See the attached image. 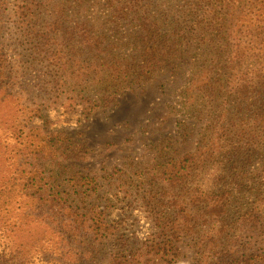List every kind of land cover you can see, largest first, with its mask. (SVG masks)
Instances as JSON below:
<instances>
[{"label":"rangeland","instance_id":"rangeland-1","mask_svg":"<svg viewBox=\"0 0 264 264\" xmlns=\"http://www.w3.org/2000/svg\"><path fill=\"white\" fill-rule=\"evenodd\" d=\"M112 1L73 0L65 21L69 26L94 24L109 34L114 32L119 17L124 18L122 29L131 25L135 10L126 3L112 5ZM18 2L0 4V185L21 164L28 167L39 163L50 181L47 196L60 206L42 210L40 219L20 221L15 226L6 225L10 218L5 209H0L2 234L23 245L32 243L28 247L31 251L45 246L53 252L38 264H114L118 256L125 255L137 257L141 264L210 262L201 232L181 234L172 230V219L179 212L174 202L176 198L190 199L197 186L218 190V177L224 172L213 162L178 187L161 178L167 163L197 150L201 135L224 112L225 106L217 104L222 94L213 97L207 91L202 93L201 109L191 106L187 96L186 87L203 55L196 57V49L184 44L178 57L173 58L178 63L175 68H164L151 77L133 72L119 88H107L97 81L78 85L75 80L90 63L81 62L84 68L73 64L66 41H62L70 38L68 34L55 35L61 40L58 46L45 42L52 20L48 12L38 10L36 19L29 16L21 22L15 12ZM55 55L69 60L64 72ZM69 67L71 78L64 74ZM262 67L264 53L235 65L234 71L225 75L230 82L229 94L237 96V88L244 84L264 88V78L261 83L257 76ZM244 73H249V79L243 77ZM260 75H264V69ZM253 88L239 93L248 103L254 100L237 122L248 138L237 140L235 151L227 144L220 157L226 164L229 189L234 190L230 195H234L230 222L251 208L261 214V234L252 236L253 232L243 234L236 229L223 235V241L235 246L238 260L251 246L264 244V201L259 194L264 192V184L260 186L264 153L253 151L254 135L248 133L257 125L249 115L256 101L260 104L264 99V90L259 93ZM32 127H39L45 134L62 135V146L39 160L20 154L21 135ZM262 128L264 132L263 123ZM219 144L217 139L211 143L213 148ZM94 209L105 214L109 230L103 236L69 231L70 223L87 221ZM62 217L63 225L58 221Z\"/></svg>","mask_w":264,"mask_h":264},{"label":"trees","instance_id":"trees-1","mask_svg":"<svg viewBox=\"0 0 264 264\" xmlns=\"http://www.w3.org/2000/svg\"><path fill=\"white\" fill-rule=\"evenodd\" d=\"M5 3L7 0H0V4ZM72 3L73 0H19L15 12L23 23L29 16L36 19L35 12L38 10L51 14L52 20L44 35L48 44L53 42L58 46L61 43L55 37L57 34L70 36L68 40L62 41H66L65 46L73 64L78 63L84 68L81 62L90 63L89 68L80 72L75 84L97 81L107 88H119L124 80L129 81L127 77L133 72L151 77L164 68H175L178 63L173 58L178 57L184 44L196 49V57L203 55L202 63L197 65L200 67L186 87L187 96L191 106L201 109L204 105L200 98L202 93L207 91L213 97L222 94V99L217 104L225 106L224 112L201 135L197 150L167 163L161 171V178L167 184L178 187L195 176L205 165L213 162L224 173L218 177L221 184L218 190L206 191L197 186L190 199L176 198L174 204L179 212L172 219V230L181 234L201 232V241L210 252L206 259H210V262L207 264H264V244L251 246L249 252H244L243 258L238 260L235 246L230 241H223L224 234L230 235L236 229L243 234L253 232L252 236L261 234L262 231L261 214L256 208H251L244 216L230 222V203L234 196L230 195L234 190L229 189L230 181L225 176L224 157L220 160L227 144L235 151L237 140L248 138L244 129L239 130L237 122L244 115L242 111L246 105L254 100L248 103L239 93L253 88L255 84H244L237 88V96L232 92L230 95L227 90L230 82L225 75L234 71L235 65L244 64L254 56L259 58L264 53V0H113L112 5L126 3L135 11L131 25L122 29L124 18L119 17L114 32L110 34L104 29L95 28L94 24L69 26L65 20ZM71 40L74 42L70 43ZM82 55L84 59L81 58ZM54 60L63 66L62 72L69 66V60L66 61L62 56L55 55ZM71 69L69 67L64 73L69 78L73 76ZM261 69L257 76L262 83L264 75H260ZM248 76L249 73L243 74V77L249 79ZM253 89L255 92L259 89V93L264 90ZM261 96L264 98V92ZM249 118L257 123L252 133L247 131L254 135L253 151L260 150L264 153V132H261L262 123L264 125V99L260 104L256 101V108ZM243 123L241 120L240 124ZM21 137L20 154L35 160L58 151L64 138L57 133L45 134L39 127L30 128ZM214 139L220 144L225 143L213 148L211 143ZM235 164L236 161L233 165ZM240 171L245 169L240 168ZM263 184L264 180L260 186ZM49 189V178L39 163H31L28 167L21 164L12 175L4 178L0 185V209H5L10 218L6 225L15 226L20 221L40 219L42 210L58 208V201L47 196ZM259 194L264 201V192L260 191ZM86 220L82 223L74 220L68 226L69 231L101 237L109 230L102 211L91 210ZM58 221L62 225L65 223L63 217ZM246 244L251 245L252 242ZM30 245L32 243H18L10 235L4 236L0 227V264H38L39 259L53 253L45 246H38L36 252L31 251L28 248ZM114 264H141V261L133 255H125L118 256Z\"/></svg>","mask_w":264,"mask_h":264}]
</instances>
